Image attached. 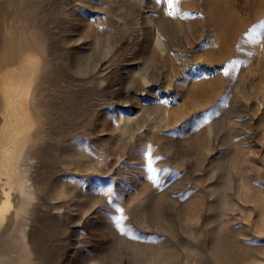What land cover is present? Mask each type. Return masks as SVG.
I'll return each mask as SVG.
<instances>
[{
	"label": "rangeland",
	"instance_id": "374dc122",
	"mask_svg": "<svg viewBox=\"0 0 264 264\" xmlns=\"http://www.w3.org/2000/svg\"><path fill=\"white\" fill-rule=\"evenodd\" d=\"M5 200L0 264H264V0H0Z\"/></svg>",
	"mask_w": 264,
	"mask_h": 264
},
{
	"label": "bare ground",
	"instance_id": "6f19581e",
	"mask_svg": "<svg viewBox=\"0 0 264 264\" xmlns=\"http://www.w3.org/2000/svg\"><path fill=\"white\" fill-rule=\"evenodd\" d=\"M221 6L217 5V7H216V12H215V25H216V28L220 29V30L221 29L224 30L226 28H230L231 29L232 28V24H230L231 20L228 17V15L225 14V12L223 11V8H221ZM222 38H223L222 35H220V37H218L219 40H222ZM10 58H12V57H10ZM12 59H10V61ZM6 62H7V60H6ZM1 82H2L1 84H2L3 88L5 89V91L7 93H9V98H8L9 106L16 105L17 102H19V100L16 98L17 95H18V89L15 88L16 85L11 83V80L7 79V76H4L1 79ZM13 108L15 109L14 106H13ZM7 117L9 119V121H10V124H11L10 127L11 128H13L14 123L20 124V121H21L20 117L15 115L12 111H10L7 114ZM4 143H7V142H4ZM8 206H9L8 205V200H5L2 203H0V219L3 217L4 212L8 208ZM234 243L231 242V243H228V244H222V246H224V254L222 255L221 260L219 259V264H228L229 263V261H228L229 260V248H230V245H232Z\"/></svg>",
	"mask_w": 264,
	"mask_h": 264
}]
</instances>
